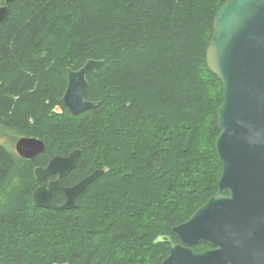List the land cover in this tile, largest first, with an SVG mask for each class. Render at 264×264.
Masks as SVG:
<instances>
[{
    "label": "trees",
    "instance_id": "trees-1",
    "mask_svg": "<svg viewBox=\"0 0 264 264\" xmlns=\"http://www.w3.org/2000/svg\"><path fill=\"white\" fill-rule=\"evenodd\" d=\"M225 1L10 4L0 25V122L12 144L31 136L46 147L26 159L0 141V264H162L169 245L156 236L218 189L223 86L206 52ZM89 59L103 60L87 75V99L99 105L73 114L62 101L67 68ZM75 149L64 185L105 173L77 208L37 206L35 168ZM64 198L53 192L54 203Z\"/></svg>",
    "mask_w": 264,
    "mask_h": 264
},
{
    "label": "water",
    "instance_id": "water-1",
    "mask_svg": "<svg viewBox=\"0 0 264 264\" xmlns=\"http://www.w3.org/2000/svg\"><path fill=\"white\" fill-rule=\"evenodd\" d=\"M14 0L0 7V25ZM207 65L220 79L223 101L217 109L219 134L215 148L222 165L217 191L170 234H159L155 242L169 245L162 264H264V0H226L219 8L213 34L207 45ZM103 63L89 59L78 70L67 68V87L62 101L73 114L99 105L87 99V75ZM42 139L23 136L16 142L17 153L32 159L45 150ZM80 150L52 157L35 169L38 180L57 174L69 175L76 167ZM97 169L72 186L59 179L33 192L37 206L52 209L78 207L80 195L103 175ZM60 189L65 201H52ZM213 249L195 252L196 242Z\"/></svg>",
    "mask_w": 264,
    "mask_h": 264
},
{
    "label": "flooded vegetation",
    "instance_id": "flooded-vegetation-1",
    "mask_svg": "<svg viewBox=\"0 0 264 264\" xmlns=\"http://www.w3.org/2000/svg\"><path fill=\"white\" fill-rule=\"evenodd\" d=\"M59 108V110H60V107H58ZM0 128H2L3 129V131L4 132H6L8 129H4V127H2V125H1V122H0ZM10 131V130H9ZM21 137V136H20ZM0 141H1V139H0ZM15 151H16V149H14ZM17 152V151H16ZM42 154V153H41ZM40 154V155H41ZM39 156V155H38ZM37 157V156H36ZM33 159V158H32ZM49 162V161H48ZM47 162V163H48ZM47 163L45 164V165H38L37 167H39V166H46L47 165ZM36 169V168H35ZM70 174V173H69ZM66 177V176H65ZM64 177H59L57 174H55V175H51V176H48V177H46V178H44L43 180H38L40 183H39V185L38 186H42V185H45V186H48V184H49V182L50 181H52V180H57V179H59V181L61 182V184L62 185H64L63 184V182H62V179H63ZM84 178V177H83ZM81 180V179H80ZM78 182V181H77ZM76 182V183H77ZM76 183H74V184H76ZM74 184H72V185H74ZM72 185H64V186H72ZM57 190V189H56ZM58 190H60V189H58ZM55 191V190H54ZM53 191V192H54ZM64 197H65V195H64ZM52 198H53V193H52ZM64 200H65V198H64ZM63 200V201H64ZM62 201V202H63ZM171 236H172V238L175 240V241H177V242H179V239L177 238V236L172 232V234H170ZM199 244H201V246H197V245H199ZM191 248L192 247H203L202 248V250L201 251H195V252H202V251H205V250H211V249H213V247L209 244V243H206V242H196L195 244H192L191 246H190ZM193 249V248H192Z\"/></svg>",
    "mask_w": 264,
    "mask_h": 264
},
{
    "label": "rangeland",
    "instance_id": "rangeland-1",
    "mask_svg": "<svg viewBox=\"0 0 264 264\" xmlns=\"http://www.w3.org/2000/svg\"><path fill=\"white\" fill-rule=\"evenodd\" d=\"M10 131L7 130L6 132H3V134L1 135L0 139H1V143L7 144V146H11L15 149V143L12 144L11 141V137H9L10 135Z\"/></svg>",
    "mask_w": 264,
    "mask_h": 264
},
{
    "label": "bare ground",
    "instance_id": "bare-ground-1",
    "mask_svg": "<svg viewBox=\"0 0 264 264\" xmlns=\"http://www.w3.org/2000/svg\"><path fill=\"white\" fill-rule=\"evenodd\" d=\"M22 137H23V136H22ZM20 138H21V137H20ZM56 156H57V155H56ZM54 157H55V156H54ZM64 201H65V200H64ZM64 201H63V202H64ZM63 202H62V203H63ZM60 204H61V203H60Z\"/></svg>",
    "mask_w": 264,
    "mask_h": 264
}]
</instances>
